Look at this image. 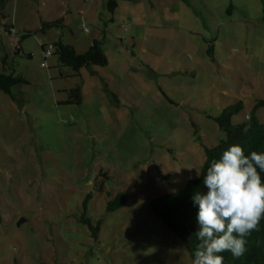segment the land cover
Returning a JSON list of instances; mask_svg holds the SVG:
<instances>
[{
    "label": "rangeland",
    "instance_id": "374dc122",
    "mask_svg": "<svg viewBox=\"0 0 264 264\" xmlns=\"http://www.w3.org/2000/svg\"><path fill=\"white\" fill-rule=\"evenodd\" d=\"M106 1L8 0L0 16V72L26 81L0 90V264H192L148 203L201 172L225 106L243 100L238 122L264 99V0ZM104 32L105 66L45 57Z\"/></svg>",
    "mask_w": 264,
    "mask_h": 264
},
{
    "label": "trees",
    "instance_id": "16d2710c",
    "mask_svg": "<svg viewBox=\"0 0 264 264\" xmlns=\"http://www.w3.org/2000/svg\"><path fill=\"white\" fill-rule=\"evenodd\" d=\"M121 1L131 0H107L106 7L110 13H114ZM8 0H0V16L5 17L4 10ZM63 25V19H57L48 22H42L41 30ZM6 30L11 32L13 27L5 26ZM26 33L24 36H27ZM105 42V32L95 38L88 49L83 53H78L73 45L65 43L62 39L51 44L54 48L53 54L58 56L59 61L64 66L72 68L76 74L81 69L90 66H105L108 63L107 55L103 50ZM43 50L47 47L43 45ZM20 48H18L19 50ZM25 79L14 72H0V90L11 95L12 88L18 84L25 83ZM70 103H81L83 93L81 87L70 90ZM264 106V99H259L246 119L233 122V117L241 113L244 109L242 100H236L223 108L215 116L220 129L225 133V138L214 146H207L202 143L205 150V161L202 165L201 175L196 178L183 180V186L171 193L162 194L152 198L148 203L149 210L162 222H164L174 235L184 244L189 256L194 259V252L199 243L195 233L199 225L197 214L199 206L195 205L192 197L196 192L207 193V188L203 185V177L206 175L207 167L211 162L218 160L223 151L227 150L232 144H239L244 148L245 154H250L253 150L264 153V123L257 115L259 107ZM198 130L196 129L195 134ZM199 141L201 136L197 135ZM105 175V173H100ZM171 176V174L162 175ZM264 178V173H261ZM126 193L121 191L109 201L108 211H114L123 207L126 203ZM94 236L98 237L99 225L93 226ZM247 251L239 259L234 258L230 252L221 253L224 256V264H264V219L260 221L259 231L252 232L247 238Z\"/></svg>",
    "mask_w": 264,
    "mask_h": 264
},
{
    "label": "clouds",
    "instance_id": "9594fccd",
    "mask_svg": "<svg viewBox=\"0 0 264 264\" xmlns=\"http://www.w3.org/2000/svg\"><path fill=\"white\" fill-rule=\"evenodd\" d=\"M264 153L245 154L232 144L207 167V193L192 197L199 206L195 233L199 241L192 264H224L223 252L239 259L247 251V237L259 231L264 219ZM201 175L197 168V177Z\"/></svg>",
    "mask_w": 264,
    "mask_h": 264
},
{
    "label": "crops",
    "instance_id": "0c3cea01",
    "mask_svg": "<svg viewBox=\"0 0 264 264\" xmlns=\"http://www.w3.org/2000/svg\"><path fill=\"white\" fill-rule=\"evenodd\" d=\"M99 37V36H98ZM97 38V37H96ZM95 38H93V40H94ZM92 40V41H93ZM91 44H90V42H89V46H90ZM213 46V45H212ZM208 52H209V54H210V56H211V59L214 61L216 58H215V55L213 54L214 53V48L213 47H210L209 48V50H208ZM213 55V56H212ZM229 61L230 62H232L233 60L232 59H229ZM224 95V94H223ZM239 100H241V99H239ZM243 101V100H242ZM244 103V102H243ZM249 116V114H247L246 115V117H248Z\"/></svg>",
    "mask_w": 264,
    "mask_h": 264
},
{
    "label": "built area",
    "instance_id": "2783aa9c",
    "mask_svg": "<svg viewBox=\"0 0 264 264\" xmlns=\"http://www.w3.org/2000/svg\"><path fill=\"white\" fill-rule=\"evenodd\" d=\"M53 50H54V48H53L52 45L48 46V47L44 50L45 57L47 58V57H49L50 55H52V54H53Z\"/></svg>",
    "mask_w": 264,
    "mask_h": 264
}]
</instances>
